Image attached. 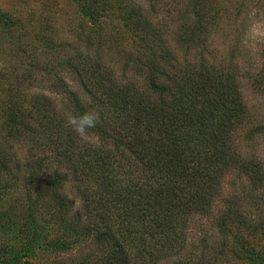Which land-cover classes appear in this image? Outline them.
Instances as JSON below:
<instances>
[{
  "label": "trees",
  "instance_id": "16d2710c",
  "mask_svg": "<svg viewBox=\"0 0 264 264\" xmlns=\"http://www.w3.org/2000/svg\"><path fill=\"white\" fill-rule=\"evenodd\" d=\"M75 2L58 41L49 15L29 32L0 10L2 221L53 227L51 264H264V159L245 149L264 137L248 91L264 97V48L245 44L248 19L225 0Z\"/></svg>",
  "mask_w": 264,
  "mask_h": 264
},
{
  "label": "rangeland",
  "instance_id": "374dc122",
  "mask_svg": "<svg viewBox=\"0 0 264 264\" xmlns=\"http://www.w3.org/2000/svg\"><path fill=\"white\" fill-rule=\"evenodd\" d=\"M225 1L233 2L232 10L238 15L241 12V16L243 15V17L248 19L245 23V26L248 28L245 44L250 49H255V52L264 48V0ZM241 2L244 5H239ZM0 10L8 12L14 20L17 18L18 24L27 27L30 30L29 32L34 31V27L36 29V26L38 28L41 25L40 23L46 18L45 16L49 15L52 17V23L59 29V32H53L55 34L51 35L55 41H58V38L64 40L66 37H74L76 34L74 29L80 23L81 18L79 17H82L75 0H0ZM37 43L39 47L37 46L36 58L42 60L43 57H41L39 48L44 51L45 47L42 41L37 40ZM51 43L53 44V41ZM217 43L218 45L216 43L214 45H217L218 48L221 47L222 39H218ZM252 55L259 56L260 53H252ZM2 63L0 60V64ZM14 64L12 62L9 66L13 67ZM56 66H60V64L57 62ZM15 75L16 73H14ZM36 76L38 82L44 76V73L42 72ZM66 80L79 93L80 97L85 99L84 101L91 102V99L95 98L93 93L81 82L80 77L74 78L73 75H70L66 77ZM36 89V87L33 88V90ZM248 91L251 102L262 113L264 111V97L255 93L250 86ZM94 112L100 118L101 113L99 109L96 108ZM245 149L247 155L258 154L264 159V137H259L254 143L245 145ZM21 189L20 187L19 191ZM6 199V195H3L2 202L6 201ZM7 210L9 211L10 209ZM13 213H21V211H13ZM0 219V257L5 264H24L25 261H28L29 264H51L54 260L58 261L63 258L50 252L51 248L48 246V240L57 237V232L52 229L53 227L48 226L45 231H39V228L34 233V229L28 227L23 219H19L17 225H9L6 221H2L3 218ZM204 220L201 219L200 223L196 224V236H202L204 231L210 235L211 226L208 221Z\"/></svg>",
  "mask_w": 264,
  "mask_h": 264
},
{
  "label": "water",
  "instance_id": "95a60500",
  "mask_svg": "<svg viewBox=\"0 0 264 264\" xmlns=\"http://www.w3.org/2000/svg\"><path fill=\"white\" fill-rule=\"evenodd\" d=\"M24 264H29V263H28V261H25V263H24Z\"/></svg>",
  "mask_w": 264,
  "mask_h": 264
}]
</instances>
